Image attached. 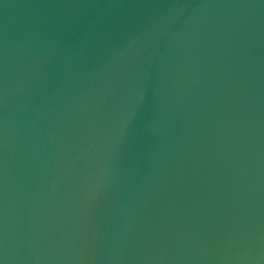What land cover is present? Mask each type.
<instances>
[{"label":"water","instance_id":"1","mask_svg":"<svg viewBox=\"0 0 264 264\" xmlns=\"http://www.w3.org/2000/svg\"><path fill=\"white\" fill-rule=\"evenodd\" d=\"M0 264H264V0H0Z\"/></svg>","mask_w":264,"mask_h":264}]
</instances>
